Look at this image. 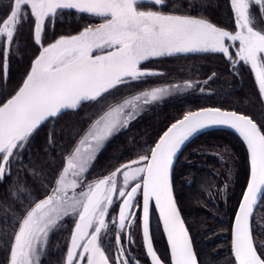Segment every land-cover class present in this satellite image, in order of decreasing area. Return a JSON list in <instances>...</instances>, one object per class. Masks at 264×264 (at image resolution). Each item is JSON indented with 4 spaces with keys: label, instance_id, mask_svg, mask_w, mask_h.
<instances>
[{
    "label": "snow or ice",
    "instance_id": "obj_1",
    "mask_svg": "<svg viewBox=\"0 0 264 264\" xmlns=\"http://www.w3.org/2000/svg\"><path fill=\"white\" fill-rule=\"evenodd\" d=\"M230 5L232 31L203 18L166 12L167 0H9L4 6L7 11L0 16L4 72L22 20L33 19L34 40L41 51L21 84L0 99V181L11 174L12 160L22 155L42 124L84 103L102 104L121 86L155 75L142 67L152 58L222 53L234 68L240 63L250 66L264 97V0H230ZM252 5L260 6L256 15L250 10ZM65 9L101 17L103 23L43 46L45 21ZM233 48L235 51H230ZM171 90L153 88L108 105L91 122L42 194L32 193L25 185L10 190L12 196L27 193L28 202H20L19 210L12 211L7 264H40L50 233L62 227L66 217H74L75 222L64 264H129L120 234L127 231L131 242L129 230L137 208L142 210L140 226L151 264H164L150 232L153 202L170 245V264H198L173 195L172 171L183 145L213 126L234 129L249 152L250 179L235 215V262L264 264V243L257 244L250 227L257 195L264 189V122L257 123L251 116L220 108L187 112L168 126L147 152L86 182L85 174L104 143L127 127L144 105ZM114 204L118 213L113 217L110 210ZM110 223L116 226L120 245L113 260L102 245Z\"/></svg>",
    "mask_w": 264,
    "mask_h": 264
},
{
    "label": "trees",
    "instance_id": "obj_2",
    "mask_svg": "<svg viewBox=\"0 0 264 264\" xmlns=\"http://www.w3.org/2000/svg\"><path fill=\"white\" fill-rule=\"evenodd\" d=\"M8 2L9 0H0V16L7 11L4 6ZM167 2L169 7L164 9L166 12L174 11L178 15L203 18L218 27L233 30L234 13L230 0H167ZM101 20L100 17L69 12L54 23L57 27L53 29L50 25L52 23L48 20L45 24L47 32L42 38L43 44L52 42L59 35L76 34L89 25L99 24ZM26 22L33 23V19L29 17L22 20L20 26ZM25 38L26 40L21 43L18 37L17 43L13 44L15 47L19 41L18 47L22 48L23 56L9 65L5 75L1 76L0 71V99L12 93L21 84L31 61L41 49L35 41H29L27 36ZM0 54H3V45ZM185 60H191L187 63V70L182 67V61ZM142 66L156 74L133 82L134 86L140 89L155 84L161 85V82H175L176 79L188 75L198 78L213 76L210 78L213 80L209 86L214 88L209 95L205 93L199 95L193 91L157 102L144 109L127 127L116 132L98 152L89 169L92 177L106 175L122 163L144 154L171 123L198 108L218 107L235 110L251 116L257 123L264 122L263 102L258 95L251 71L245 69L243 76L239 77L231 67V62L222 53L197 52L152 58L145 61ZM115 100V95H112L109 96V102L107 98L102 104L107 106ZM93 115L94 113L85 107L65 110L52 122L42 124L22 151L19 161L11 162V174L0 181V264H7L9 259L13 231L10 226L12 211L19 210L20 202H28L27 193L12 196L10 190L16 185H25L32 193L42 194L56 173L65 165L66 156L87 129ZM249 171V153L244 142L236 134L226 130L208 131L197 136L180 154L174 168V191L200 264H208L206 255L213 262L234 263L230 246L231 226L248 181ZM187 190L194 194L192 205L189 204ZM207 203H219L212 211L218 212L223 218L217 220V216L204 207ZM263 206L264 197L253 218L254 239L258 245L264 243V223H259V226L256 223L257 214ZM219 229H225V233L218 234ZM202 243L206 244L207 251L203 249Z\"/></svg>",
    "mask_w": 264,
    "mask_h": 264
},
{
    "label": "rangeland",
    "instance_id": "obj_3",
    "mask_svg": "<svg viewBox=\"0 0 264 264\" xmlns=\"http://www.w3.org/2000/svg\"><path fill=\"white\" fill-rule=\"evenodd\" d=\"M259 7L260 6H258V5H252V7H251V12L254 14V15H256L257 14V12H258V9H259ZM69 12H76V13H79V12H77L76 10H73V9H65V10H58V12H57V14H56V16H54V17H49L46 21H45V24H46V22L49 20L52 24H50L51 25V27H52V29H53V27H57V25H54V23L55 22H57V21H59L60 19H62V18H64V15L65 14H68ZM88 15V14H87ZM179 15H181V14H179ZM95 17V16H94ZM194 17V16H193ZM101 18V17H100ZM197 18H199V17H197ZM102 20H101V22L100 23H103V18H101ZM99 23V24H100ZM45 24H44V30H43V33H42V38H43V35H45L46 34V32H47V27H46V30H45ZM99 24H96V25H99ZM96 25H92V26H96ZM34 21H33V23H31V22H26L25 24H23L22 26H18V31H17V36L19 37V39L21 40V43H22V41H25L26 40V38H25V36H27V39L29 40V41H35L34 40ZM82 31V30H81ZM79 33V32H78ZM78 33H76V34H78ZM76 34H71V35H76ZM21 36V37H20ZM65 36H70V35H65ZM60 37H62L61 35H59V36H57L56 38H55V40L56 39H58V38H60ZM55 40H52V42H54ZM46 41V40H45ZM52 42H50V43H52ZM15 43H17V42H15ZM15 43H14V45H15ZM238 43V42H237ZM42 44H43V41H42ZM49 44V43H48ZM48 44H43V46H47ZM14 45H12V47H11V50H10V52H9V54H8V57H7V64H8V67H9V65H11L14 61H17V60H19L22 56H23V53H22V48L21 49H19V41H18V44H16V46L14 47ZM2 47V45H0V48ZM14 47V48H13ZM40 47H41V45H40ZM18 51H19V54H18ZM40 51H41V49H40ZM39 51V52H40ZM230 51H232V52H234L235 51V48H233V49H230ZM194 53H197V52H194ZM199 53H205V52H199ZM39 54V53H38ZM184 54H188V53H181V54H176L177 56L178 55H184ZM35 59V58H34ZM34 59L31 61V64H32V62L34 61ZM177 59H178V57H177ZM176 59V60H177ZM196 60V59H195ZM175 61V60H174ZM178 61V60H177ZM189 61H191V60H185V61H182V67H183V69H186L187 70V63H189ZM229 61V60H228ZM3 64H4V56H3V54H0V71H1V76H3V75H5L7 72H8V67H7V72L5 73L4 72V69H3ZM30 67H31V65H30ZM30 67H29V69L27 70V72H26V74L28 73V71L30 70ZM143 67V66H142ZM231 67L233 68V70L238 74V76L240 77L241 75L243 76V74H244V70L245 69H248V70H250L251 71V73H252V76L254 77V80H256V78H255V74H254V72L251 70V68H250V66L249 65H246V64H243V63H240V64H238L235 68L233 67V65H232V63H231ZM144 68V67H143ZM145 69V68H144ZM190 72H192V68H191V71ZM171 75V74H170ZM195 76V75H194ZM213 76H208L207 78H198L197 76H195V77H193V75H188L187 77H184V78H182V79H179V80H177L176 79V81L175 82H169V83H166V82H161V85H157V84H155V85H153V86H151V87H148V88H145V89H140V88H138V87H135L134 85V83L133 82H137V81H132V82H130V84H128V85H126V86H121L118 90H114V93H113V96L115 95V97H116V100L112 103H110L111 105H114V104H116V103H119L120 101H122L124 98H127V97H131V96H135V95H137V94H139V93H141V92H143V91H146V90H150V89H153V88H161V87H172V90L170 91V93L168 94V95H166V96H163L162 98H160V99H158V100H156V101H153V102H151V103H149V104H147V105H144L143 107H142V109H141V111L138 113V114H140L142 111H144V109H146V108H148L149 106H153L154 104H156L157 102H163V101H167V100H169V99H171V98H173V97H177V96H183V95H186V94H189V93H192L193 91H196V92H198V94L199 95H202V94H210L212 91H213V88L214 87H211V86H209V84H210V82L213 80V79H210V78H212ZM191 85V87H188L187 85ZM176 85H179L180 87L179 88H175L174 86H176ZM255 85H256V87H257V90H258V95L261 97V99H262V102H263V113H264V97H262L261 96V94H260V91H259V88H258V84H257V81H255ZM208 86V87H207ZM112 95H110V97H111ZM107 102H109V97H108V101ZM109 104V105H110ZM108 106V105H107ZM107 106H106V104H95V103H84V104H82L80 107H85L87 110H89V111H91V113H94V115H93V118H92V121L96 118V116L98 115V114H100L101 113V110L102 109H106L107 108ZM83 109V108H82ZM137 114V115H138ZM261 117V116H260ZM264 118V117H263ZM53 119L54 118H51L48 122H52L53 121ZM91 121V122H92ZM47 122V121H46ZM91 122H90V124H91ZM52 124V123H51ZM90 124L88 125V127L90 126ZM42 126V125H41ZM40 126V127H41ZM88 127H87V129H88ZM86 129V130H87ZM85 130V131H86ZM84 131V132H85ZM84 134V133H83ZM83 134L77 139V142H76V144L74 145V147H73V149L76 147V145L78 144V142H79V139L83 136ZM34 135H35V133H34ZM33 135V136H34ZM33 138V137H32ZM32 138L30 139V140H32ZM111 138V137H110ZM109 138V139H110ZM108 139V140H109ZM107 140V141H108ZM107 141L104 143V145L107 143ZM30 142V141H29ZM104 145H103V147H104ZM102 147V148H103ZM102 148H100L99 149V151L102 149ZM72 149V150H73ZM98 151V152H99ZM98 152H97V154H96V156L98 155ZM71 153V152H70ZM69 153V154H70ZM20 158V157H19ZM19 158H17V159H14V160H12L13 161V163H16V162H18L19 161ZM96 158V157H95ZM65 163H66V160H65ZM90 171V170H89ZM87 172L86 174H85V176H86V182H89V181H93V180H95V179H98V178H101L102 176H100V177H92V176H90L91 174H90V172ZM193 192L191 191V190H187V197L189 198L188 200H189V204H194V203H191L192 201H193ZM264 207V206H263ZM263 207L262 208H260V211L258 212V214H257V221H256V223H257V225L259 226V223H264V217H263ZM117 209V208H116ZM115 209V211H113L112 210V212L110 213V215L111 216H116L117 215V210ZM212 212V214L215 216H217V220L219 219V218H223V216L221 215V214H219L218 212L216 213V211H211ZM262 214V215H261ZM213 216V217H214ZM214 219H215V217H214ZM66 220H69V221H71V220H73V223L75 222V218L74 217H66ZM225 233V229H219L218 230V234H220V233ZM216 233V234H217ZM225 235V234H224ZM207 238L210 240V238H209V236H207ZM202 247H203V249H205L206 250V244L205 243H202ZM207 251V250H206ZM161 252H162V254H168V249H167V245H166V242H165V240H164V237H163V234H162V232H161ZM164 254V255H165ZM42 257V256H41ZM206 261H207V263L208 264H231V263H227V262H225V261H220V262H213V261H211V259L209 258V256L208 255H206ZM233 264H235V263H233Z\"/></svg>",
    "mask_w": 264,
    "mask_h": 264
},
{
    "label": "flooded vegetation",
    "instance_id": "obj_4",
    "mask_svg": "<svg viewBox=\"0 0 264 264\" xmlns=\"http://www.w3.org/2000/svg\"><path fill=\"white\" fill-rule=\"evenodd\" d=\"M248 178H249V176H248ZM137 200L140 201L141 197L137 196ZM240 200H241V198H240ZM240 200L238 202V205L240 203ZM218 205H219V203H207L204 205V207H206L212 211V209L214 207H217ZM237 208H238V206H237ZM237 208H236V211H237ZM113 209H114L113 211H115V209H116L117 210L116 212L118 213V207L116 204L113 205ZM111 212H112V210H110V213ZM141 213H142V210L140 208H137L136 209V216H135V223L133 224V226L129 230L130 235H131V242L128 239V232L127 231L120 234V242L123 245V247L128 250L125 253V255L128 257L129 264H151L150 259L146 253V249H145V245H144V241H143V236H142V230H141V226H140ZM234 217H235V215H234ZM233 220H234V218H233ZM62 224H63L62 227L57 228L50 233L49 238H48L46 251L44 252V254L41 257L40 264H64V258L66 256L68 244L70 241V236H71V233L74 229V223H73V220L69 221V220H66V218H65L64 221L62 222ZM232 224H233V221H232ZM231 229H232V226H231ZM252 231H253V220H252ZM116 232H117L116 226L112 225L110 223L109 224V230H108L107 234L102 236V245L105 248V251L108 254L110 260H113L115 258L116 254H117V249L120 246L116 242ZM161 232H162V229H161V225H160L158 216L155 212V209L152 207L151 234H152L153 244H154L155 250L157 251L158 255H160L161 259L165 263L170 264L169 250H168V254L164 253L165 255L162 254V252H161ZM162 234H163V232H162ZM163 237H164V235H163ZM253 237H254V233H253ZM164 240H165V238H164ZM230 246H231V241H230ZM167 249H168V247H167ZM231 255H232V251H231ZM232 258H233V256H232ZM233 261L235 263L234 258H233Z\"/></svg>",
    "mask_w": 264,
    "mask_h": 264
},
{
    "label": "water",
    "instance_id": "obj_5",
    "mask_svg": "<svg viewBox=\"0 0 264 264\" xmlns=\"http://www.w3.org/2000/svg\"><path fill=\"white\" fill-rule=\"evenodd\" d=\"M204 108H218V107H204ZM200 109H202V108H198V109H195V110H192V111H199ZM221 109V108H220ZM221 110H224V111H235V110H227V109H221ZM190 112V111H189ZM237 112V111H236ZM237 113H241V112H237ZM186 114V113H185ZM241 114H244V113H241ZM246 115V114H245ZM249 116V115H248ZM183 117V116H182ZM181 117V118H182ZM181 118H179V119H181ZM178 120V119H177ZM175 122V121H174ZM173 122V123H174ZM172 124V123H171ZM170 124V125H171ZM169 125V126H170ZM167 129V128H166ZM165 129V130H166ZM213 130H226V131H230V132H232V133H234V134H236L241 140H242V138L239 136V134L234 130V129H232V128H230V127H227V126H213V127H208V128H205V129H203V130H201L200 132H198V133H196L193 137H191L184 145H183V147L181 148V150H180V152L177 154V156H176V158H175V160H174V164H173V171H172V187H173V195H174V197H175V200H176V203H177V199H176V195H175V191H174V183H173V175H174V168H175V165H176V163H177V161H178V158H179V156H180V154L182 153V151L184 150V148L193 140V139H195L197 136H199V135H201V134H203V133H205V132H208V131H213ZM158 140V139H157ZM243 141V140H242ZM245 144V143H244ZM245 146H246V144H245ZM246 148H247V146H246ZM248 150V149H247ZM249 153V152H248ZM250 164V163H249ZM249 179H250V171H249V178H248V182H249ZM247 182V183H248ZM246 189H247V185H246V187H245V190H244V192L246 191ZM243 192V193H244ZM263 197H264V189H262L261 190V192L257 195V203H256V205H254V207H253V213H252V216H250V227H251V229H252V220H253V217H254V214H255V212H256V210H257V208H258V206H259V204L261 203V201H262V199H263ZM241 201H242V197H241V200H240V203H241ZM239 203V204H240ZM177 206H178V203H177ZM152 207L155 209V212H156V214H157V216H158V219H159V222H160V225H161V229H162V232H163V235H164V238H165V241H166V244H167V247H168V250H169V255H170V245H169V242H168V240H167V235H166V233L164 232V230H163V223H162V220H161V218H160V216H159V211H158V209L155 207V205H154V202L153 203H151L150 204V232H151V212H152ZM238 207H239V205H238ZM178 208H179V206H178ZM180 209V208H179ZM238 212V208H237V211H236V213ZM236 213H235V215H236ZM180 214H181V217L183 218V215H182V213H181V210H180ZM141 217H142V213H141ZM183 220H184V218H183ZM234 223H235V217H234V220H233V224H232V229H231V251H232V256H233V258H234V253H233V239H234ZM184 224H185V226H186V228L188 229V227H187V225H186V222H185V220H184ZM188 233H189V236H190V238H191V241H192V247H193V250H194V252H195V254H196V251H195V248H194V244H193V240H192V236H191V233H190V231H189V229H188ZM252 234H253V231H252ZM144 241V240H143ZM144 245H145V243H144ZM153 246H154V244H153ZM155 248V247H154ZM145 249H146V245H145ZM158 254V253H157ZM149 257V256H148ZM196 257H197V254H196ZM149 259H150V257H149ZM197 260H198V264H200L199 263V259H198V257H197ZM234 260H235V258H234ZM150 262H151V259H150ZM236 263V262H235ZM164 264H167V263H165L164 262Z\"/></svg>",
    "mask_w": 264,
    "mask_h": 264
}]
</instances>
